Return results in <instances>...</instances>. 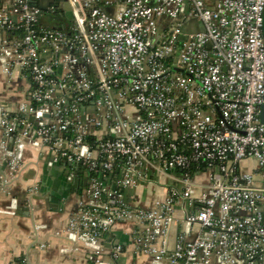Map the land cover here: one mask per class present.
Here are the masks:
<instances>
[{"label":"built area","instance_id":"1","mask_svg":"<svg viewBox=\"0 0 264 264\" xmlns=\"http://www.w3.org/2000/svg\"><path fill=\"white\" fill-rule=\"evenodd\" d=\"M65 3L0 0V72L29 80L17 104L0 100V193L27 146L45 149L67 183L88 176L61 231L87 264H118L121 247L105 259L102 241L130 221L149 264H264V0ZM146 170L179 176L150 209L125 204ZM201 172L210 185L195 197ZM9 195L1 217L18 209Z\"/></svg>","mask_w":264,"mask_h":264},{"label":"crops","instance_id":"2","mask_svg":"<svg viewBox=\"0 0 264 264\" xmlns=\"http://www.w3.org/2000/svg\"><path fill=\"white\" fill-rule=\"evenodd\" d=\"M28 90L29 80L22 73L7 78L0 72V100L7 102L6 105L17 104ZM50 157L51 154L45 149L39 152L27 146L24 150V168L16 181L12 185L5 184V190L0 193V209L8 205L9 192L18 201V209L13 216H0V264H87L82 252H71V243L61 231L69 217L77 212L76 199L85 197L88 176L78 172L69 193H64L67 198L58 200L60 195L55 188L62 181L63 173L62 168L47 169L46 163ZM247 164L251 168L255 166L252 160L243 163ZM4 171V166H0L1 178ZM145 173L147 178L144 181L123 189L122 200L125 204L150 209L156 201L166 198L168 189L175 186V178L179 176L175 171L158 173L146 170ZM204 175L201 172L195 176V197L210 185L208 177ZM3 187V180L0 179V188ZM174 211H183L179 202ZM138 230L139 225L134 221L117 223L103 238L105 259L111 246L118 244L122 249L118 264H149L146 258L137 259L135 256L133 239ZM181 232L180 224L171 227L168 237L170 247Z\"/></svg>","mask_w":264,"mask_h":264},{"label":"water","instance_id":"3","mask_svg":"<svg viewBox=\"0 0 264 264\" xmlns=\"http://www.w3.org/2000/svg\"><path fill=\"white\" fill-rule=\"evenodd\" d=\"M31 3L38 5L41 9H45L47 8L50 4H52L53 2L55 1H58V2H61V7L63 8L64 11H67V6H66V3H65V0H29ZM65 18L68 19V20H71L72 17H71V14L69 12H65ZM183 30L185 32H189V30L185 27H183ZM261 114V112H260ZM260 120H261V123L264 125V122L263 120L261 119L260 117ZM66 164H64L63 162L61 163H58V164H55L54 166H51V167H47L48 170H50L51 168L53 167H56V168H62V173H63V177L61 178L62 181H59V184H58V188L56 187L55 189H57V192L58 194L60 195L58 197V200H61V199H65L67 198V196H65L66 194L69 193L70 191V188H71V185L70 183H67L66 179H67V174H68V170L65 168ZM43 183L45 184V182L43 181ZM47 186V185H46ZM51 186V185H50ZM65 193V195H64ZM50 196L53 197V194L50 193ZM52 198H50V201L52 202L51 200Z\"/></svg>","mask_w":264,"mask_h":264},{"label":"rangeland","instance_id":"4","mask_svg":"<svg viewBox=\"0 0 264 264\" xmlns=\"http://www.w3.org/2000/svg\"><path fill=\"white\" fill-rule=\"evenodd\" d=\"M58 20L57 17L55 16H52V15H45L42 17L41 21L44 22V23H50V22H56ZM264 30V28H263ZM261 114H260V117L261 119L263 120L264 122V103L261 105ZM205 176V175H204ZM203 177V176H202Z\"/></svg>","mask_w":264,"mask_h":264},{"label":"trees","instance_id":"5","mask_svg":"<svg viewBox=\"0 0 264 264\" xmlns=\"http://www.w3.org/2000/svg\"><path fill=\"white\" fill-rule=\"evenodd\" d=\"M35 5H36V4H35ZM57 18H58V17H57ZM57 21H61V22H62V19H59V18H58V20H57ZM63 21H64V20H63ZM79 170H80V169H79Z\"/></svg>","mask_w":264,"mask_h":264}]
</instances>
